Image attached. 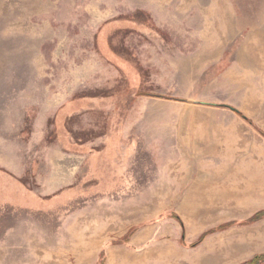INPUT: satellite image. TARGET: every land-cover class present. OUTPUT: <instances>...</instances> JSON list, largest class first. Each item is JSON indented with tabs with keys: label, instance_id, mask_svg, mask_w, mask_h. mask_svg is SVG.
I'll list each match as a JSON object with an SVG mask.
<instances>
[{
	"label": "rangeland",
	"instance_id": "obj_1",
	"mask_svg": "<svg viewBox=\"0 0 264 264\" xmlns=\"http://www.w3.org/2000/svg\"><path fill=\"white\" fill-rule=\"evenodd\" d=\"M261 210L264 0H0V264H241L264 219L191 244Z\"/></svg>",
	"mask_w": 264,
	"mask_h": 264
},
{
	"label": "trees",
	"instance_id": "obj_2",
	"mask_svg": "<svg viewBox=\"0 0 264 264\" xmlns=\"http://www.w3.org/2000/svg\"><path fill=\"white\" fill-rule=\"evenodd\" d=\"M218 107H220V108H229V109H231V110H234V109H232V108H230V107H227V106H225V105H218ZM234 112H235L238 116L244 118L243 115H242L239 111L234 110ZM244 119H245V118H244ZM245 120H246V119H245ZM246 121H247V120H246ZM248 122H249V121H248ZM171 218H172L173 220H175V221L180 225L181 230H182V232H181V240H180V241L183 242V241H184V228H183L182 221H181V219H180L176 214H172V215H171ZM263 219H264V210H261V211L256 212L255 214H253L250 218H248V219L245 220V221L238 222V223H237V222H229V223H226V224L220 225V226H218V227H216V228L210 229V230H208V231L202 233V234L198 237V239H197L194 243L191 244V247H195V246H197V245L200 244V243H201V242H202L207 236H209V235H211V234H213V233H215V232H219V231L226 230V229H228L229 227L234 226V225H242V226L250 225V224L256 223V222H258V221H260V220H263ZM133 232H134L133 229L130 230V231H129V232H128V233H127L122 239H121V242H127V241L129 240V238L131 237V235L133 234ZM241 264H264V253L254 255L251 259H249V260H247V261H245V262H243V263H241Z\"/></svg>",
	"mask_w": 264,
	"mask_h": 264
},
{
	"label": "water",
	"instance_id": "obj_3",
	"mask_svg": "<svg viewBox=\"0 0 264 264\" xmlns=\"http://www.w3.org/2000/svg\"><path fill=\"white\" fill-rule=\"evenodd\" d=\"M196 104V103H195Z\"/></svg>",
	"mask_w": 264,
	"mask_h": 264
}]
</instances>
